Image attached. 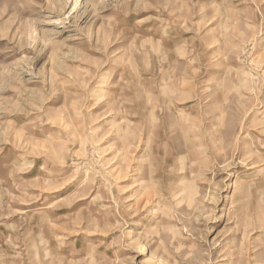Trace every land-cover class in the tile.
Masks as SVG:
<instances>
[{"label":"rangeland","instance_id":"1","mask_svg":"<svg viewBox=\"0 0 264 264\" xmlns=\"http://www.w3.org/2000/svg\"><path fill=\"white\" fill-rule=\"evenodd\" d=\"M0 264H264V0H0Z\"/></svg>","mask_w":264,"mask_h":264}]
</instances>
